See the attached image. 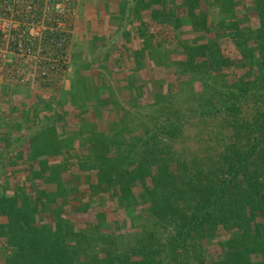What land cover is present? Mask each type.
<instances>
[{"label": "rangeland", "instance_id": "1", "mask_svg": "<svg viewBox=\"0 0 264 264\" xmlns=\"http://www.w3.org/2000/svg\"><path fill=\"white\" fill-rule=\"evenodd\" d=\"M71 1L76 12L66 5L71 35L64 69L22 85L0 81V137L8 139L0 156L16 150L20 137L35 135L24 155L16 151L15 163L0 166V264L20 262L18 246L2 233L5 211L32 227L40 241L33 249L89 235L80 243L88 258L74 256V264H129L154 251L163 264H194L186 247L172 251L186 214V176L200 187L219 180L231 158L259 135L264 100L245 98L212 111L229 94L249 92L238 87L259 56L239 67V51L225 40L216 56L232 65L211 70L206 60L188 62V45H204L220 22L228 24L231 14L221 0ZM234 1L238 16L252 25L254 0ZM205 22L208 32L195 27ZM166 122L178 125L174 135L164 132ZM148 133L138 164L144 171L126 184L124 148ZM154 159L163 170L160 184L148 175L150 167L156 172Z\"/></svg>", "mask_w": 264, "mask_h": 264}, {"label": "trees", "instance_id": "2", "mask_svg": "<svg viewBox=\"0 0 264 264\" xmlns=\"http://www.w3.org/2000/svg\"><path fill=\"white\" fill-rule=\"evenodd\" d=\"M221 1L222 11L231 14L228 24L225 21L220 22L219 30L216 29V36L206 37L204 45H194V47L188 45V62L194 64L197 59L198 61L206 60L211 70H213L212 67H217V64L218 66L220 64L232 65L229 64V60L228 62L222 58L220 60V57L216 56L219 55L217 50L221 49V43L228 40L240 53L242 63L239 67L247 66L244 64L245 60H250L253 63V59L256 57L255 53L259 56V64H253L254 67L243 75L244 81L238 87L239 91L248 90L249 92L244 95L229 94V98L216 102L212 108V111L216 113L229 110L235 104H240L245 98L257 102L264 100V0H254L256 20L252 21V25H246L248 23L247 16H238L237 4L234 0H228L231 3ZM197 25L207 32L210 30V26H206V22L204 25L198 23L195 27ZM260 119L259 135L253 143L246 146L245 149H240L231 158L225 173L219 180L200 187L191 176H186L188 179V183L186 182V214L182 215L183 217L181 216L179 220L180 231L174 239L172 251L181 248V246L186 247V257L193 256L194 264H264V114ZM21 122L17 123V126L21 125ZM164 126L166 129L164 132L168 136H172L178 125L166 122ZM152 135L148 133L139 140L138 144L127 145L124 148L127 151V157L120 173L121 179H125L126 184L139 178L138 176L141 174H138L139 171H144L139 166L144 156L142 149ZM34 137L33 134L20 137L16 150H10L0 156L2 158L0 166L6 164L5 160H10V164L15 163L12 159L17 157L16 153L24 155L23 146ZM0 140L4 146L8 141L7 137L3 136L0 137ZM33 155L36 156V153ZM157 161L154 159L152 165V167L156 165V172L152 173L150 167L148 175L160 184V177L157 175L162 168L158 167ZM157 168L160 170L157 171ZM43 171L46 172V168L42 170V175ZM22 177L24 176L22 175ZM28 178L30 181V177ZM175 186L171 187L172 190L175 189ZM123 188L126 187L121 186L120 191H123ZM21 189L20 193L26 194L27 189L23 185ZM3 192H5V188L1 183L0 193L3 194ZM161 192L160 190L156 193L161 195ZM21 199L20 195V201ZM140 199L138 198V200ZM5 215L9 222L7 230L2 233L5 232L6 234L3 236H6L8 241H12L13 245L18 246L16 255L17 260L20 261L18 264H32L31 257L35 255H38V258L36 257L34 260L35 264H74V256L80 259L87 256L86 250L81 249L80 243L81 240L88 242L89 235L83 234L77 240L66 237L60 245L51 246L45 250H42L40 246L38 249H33L40 241L36 239L32 227L26 228L24 224H21V214H17L15 217L5 211ZM106 235L115 239V233L110 232ZM71 241L73 244H70ZM203 243L206 244L208 250L202 246ZM211 246L214 254L209 252ZM40 252L42 253L41 258ZM94 253H97L95 249ZM154 253L156 252H150L143 259L131 261L129 264H163L160 260L155 259ZM9 263H13L12 259ZM186 264L190 263L186 260Z\"/></svg>", "mask_w": 264, "mask_h": 264}, {"label": "built area", "instance_id": "3", "mask_svg": "<svg viewBox=\"0 0 264 264\" xmlns=\"http://www.w3.org/2000/svg\"><path fill=\"white\" fill-rule=\"evenodd\" d=\"M70 1L0 0L1 82L22 85L64 69L71 35L65 8L76 12Z\"/></svg>", "mask_w": 264, "mask_h": 264}]
</instances>
